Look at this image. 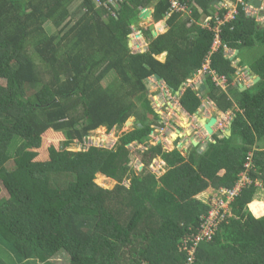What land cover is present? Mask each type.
<instances>
[{"label":"trees","instance_id":"obj_1","mask_svg":"<svg viewBox=\"0 0 264 264\" xmlns=\"http://www.w3.org/2000/svg\"><path fill=\"white\" fill-rule=\"evenodd\" d=\"M99 1L107 7L97 0H0V184L9 197L0 205V264H54L55 257L65 264H185V241L198 235L212 209L198 197L209 189L232 190L243 173L252 184L218 216L215 236L198 246L195 264H264V217L249 209L253 203L255 212L264 208L255 203H264V188L257 186L264 187V151L256 148L264 140V25L249 18L237 0H176L193 23L184 20L185 12L174 11L171 0H121L119 10ZM194 4L212 27L214 15L224 20L231 11L228 4L236 10L218 36L237 55L229 60L220 49L210 57L217 77L231 83L233 63L244 66V54L255 52L246 65L260 80L234 96L249 118L236 113L232 123V138L242 144L232 146V138H224L203 152L193 149L188 158L162 145L150 147L141 154L143 165L160 158L166 173L138 174L129 168V148L145 145L160 121L145 98L148 81L159 76L174 95L180 93L215 38L197 25L201 15ZM150 8L154 23L169 16L168 29L157 37L142 29L147 49L135 53L128 46L132 25ZM156 53H165L166 62L157 61ZM111 75L115 80L104 87ZM211 78L206 75L203 97L191 89L181 96L189 115L198 112L203 98L223 113L233 107ZM133 118L135 129L112 150H99L86 161H39L48 132L66 136L68 149L100 129H122ZM98 175L116 186H98ZM41 183L57 194L54 201Z\"/></svg>","mask_w":264,"mask_h":264},{"label":"rangeland","instance_id":"obj_2","mask_svg":"<svg viewBox=\"0 0 264 264\" xmlns=\"http://www.w3.org/2000/svg\"><path fill=\"white\" fill-rule=\"evenodd\" d=\"M218 6L219 7L221 6L220 8L224 7L223 5H218ZM77 7H79V1L75 2L74 4L71 5V7H70L71 12L75 11L77 9ZM150 10H152V8H150ZM247 10L254 13L256 17L257 16H264V6H262V8L255 9V10H253L249 7ZM152 22H153V20H152ZM146 27L147 26L145 23H141L138 27H136V29L130 35V37H131L130 41L132 43H134V41H137V39H138L137 34L142 32L141 30L146 28ZM47 29L50 33L55 31V29L51 26H48ZM157 30H159V29H157ZM160 31H161V29H160ZM145 44L146 43L144 41L143 45H145ZM146 46H147V44H146ZM130 49L133 50L135 53L139 52V48L135 45H133ZM141 50H143V49H141ZM254 55H255V52H252L251 54H244V57H242L241 59L245 60V62H246L245 65H246V64L252 62ZM237 74H238V76H242V73L240 70L237 71ZM114 80H115L114 75L109 76V78L103 83L104 87H107L108 85L113 83ZM148 82H149L148 86H150L151 89H150V91H147V93H146L147 95L145 98H148L151 101L153 109L158 114H160L159 115L160 118L163 117V119H165L168 116H170L168 128L171 131H174L173 134H176V130L178 129L177 128L178 126H182L181 129H183V130L190 129L191 131L188 134H189V136H191V138L192 137L194 138V136H196L198 133L197 123L192 121V122H190V125L189 124H184V125L181 124L183 118L185 117V112L181 109V106L179 103V99L181 96L176 97L175 95H173L171 93H167L165 85L158 82V80H156L154 78H151ZM200 85H201L200 83L199 84H194V83L192 84L191 83V84H188L187 86H188V88H191L192 91H196V90L201 88ZM183 91L185 92L186 88ZM183 93L181 92V95ZM130 94L131 95L134 94V91L131 92ZM169 95L172 96V99H173L172 101H167V96H169ZM155 97L158 98V101L160 102L161 105H164V103H167V104H170L172 106V107H170V106L166 105L167 109L169 111H172L170 113L167 112V110H165V108L162 109V112L164 113V115L166 117L162 116L161 109L158 108L156 101H155ZM203 110H204L203 107H201V109H199L200 114L201 115L207 114V112L203 111ZM209 120H212V119H209ZM135 121H137V120L132 119V120L128 121L129 125L127 123L124 126V128L113 130L110 134L107 132L106 129H100L98 131L92 132L90 135V138L88 140L87 139L85 140V143L75 142L68 149H64V144L68 140V138L66 136L64 137V135H62V134H58V133H54V132H48L47 134H45L43 136L42 149L39 151V161H41V162H43V161L44 162H52V161L68 160V159H76V160H80V161H86L93 154L97 153V151H99V150L101 151L104 149H106V150L107 149L108 150L114 149V147L116 146V143L119 141V139L122 135L130 133L132 130L135 129V127L133 126L134 123L136 125ZM160 123H161V121H160ZM160 123L158 122L157 125L152 126V132L149 135L148 142L145 145L138 146L136 144H133L132 147L129 148L131 150V162L129 164L130 170H132L138 174L147 170L149 173L154 174L157 178L162 177L166 173V164H162V160L160 158H158L156 161H153L152 164H150V166L148 168H146L141 161V159H142L141 154H144L142 152L148 150L150 147H156L159 143H163V145H164L163 150H166V151L168 150V148H170L169 151H172L173 149H177L179 144H181V147L183 145H185L187 149H189V150L192 149L191 144H190L191 138H185L184 141H181V142L178 141V143H173L171 146L170 144L172 143V141H168V140H169V138L173 139V138H171L173 135L168 136V134H167L168 132L171 134V131H169V130L168 131H161L164 134H159V135H158V132L160 130H158V132H155L157 129H161L163 124H160ZM173 125H176V127L174 128ZM166 141H168L169 144H166ZM237 143L242 144L241 140H237ZM203 146H205V145L203 144ZM256 148H257V146H256ZM181 151L183 152V150H181ZM7 167L9 169V171H13V169H14V166L12 165V163H9V165ZM96 184L98 186L106 189V190H112L116 186V183L113 180L108 179L106 177H103L101 175L97 176ZM257 186H259V188H261V187L264 188L263 184H261V183H258ZM40 189L43 193H45L50 198L51 201L55 200L57 194L48 190L47 183H41ZM261 194L263 195L264 192H262ZM219 195H220V193L212 194L211 195L212 199H211L210 196H208L206 194L205 196L204 195L199 196L198 199L200 201H202L204 204L208 205L211 209L212 201L215 200ZM8 198L9 197H8L6 191L3 189V187L0 184V205H2L5 201H7ZM210 211H209V213H210ZM257 218H259L258 215H257ZM52 262L54 264H65V262L63 260H59V257H55L52 260Z\"/></svg>","mask_w":264,"mask_h":264},{"label":"built area","instance_id":"obj_3","mask_svg":"<svg viewBox=\"0 0 264 264\" xmlns=\"http://www.w3.org/2000/svg\"><path fill=\"white\" fill-rule=\"evenodd\" d=\"M120 2H121V0H107V3H110L109 5L113 6L114 9H116V10L120 9V7H119L121 4ZM96 3L98 5H104L107 7L106 3L103 4L99 0H97ZM171 3H172V6H173L175 12H185L186 13L185 8L181 5H179L176 2V0H171ZM238 3L245 6L244 11L246 12V15L249 18L256 19L260 24L264 25V16H257L256 17L254 13L247 10L249 7L251 9L255 10L254 7L250 6L249 4L245 5L244 0H238ZM228 5L232 6V7H230L231 11L225 15L224 20H220L218 18V15H214V19H215V23H216V25H214V27L211 26L212 20L210 17L206 18V20H205L204 29H207V30L213 32L215 34V38H214V41L211 45L209 55L206 57V60H205L204 64L202 65L201 70L198 71V73L196 74V75H198V76H196V78H198V79H200V76L212 75L213 76V82L222 91H226L228 89L229 82L224 77H217L215 75V72L211 70L210 57L213 54L217 53L220 49H223L225 56H227V57L232 56V51H230L229 49L224 48V46H222L221 40L218 36V34L220 32L219 27L223 26L225 23H227L229 21H232L234 19V16L236 15V10H235L234 5H231V4H228ZM237 71H239V70H237ZM241 73H242V76H238L237 73L235 74V76L237 78H243L244 74L242 71H241ZM169 99L173 100L171 95H169ZM221 124L222 123L216 124L217 127H215V130H217L218 132L222 131V133H223L225 130ZM218 132H215V133L218 134ZM249 161H251V157L249 158ZM250 167H251V164L248 165V168H250ZM251 184H252V182L249 179L248 174L243 173V174H241L239 181L237 182V184L235 185V187L232 190L225 189V190L219 192L220 195L215 200H213L211 203L212 209L210 211V218L208 219V222H206L204 224L203 229L198 233V235L194 239L189 240V241H185L184 251H186L188 253L187 260H186L185 264H195L196 263V255L198 253V249H197L198 246H200V244L203 243L204 240L211 242V240L213 239V236H215V233H216L215 231L219 226L218 216L221 215V212H229L230 211V205L233 202H235V200L237 199L240 192L243 189H245L248 185H251ZM190 241H192L193 243L189 247Z\"/></svg>","mask_w":264,"mask_h":264},{"label":"crops","instance_id":"obj_4","mask_svg":"<svg viewBox=\"0 0 264 264\" xmlns=\"http://www.w3.org/2000/svg\"><path fill=\"white\" fill-rule=\"evenodd\" d=\"M260 1H262V6H264V0H260ZM194 7H196V9L198 10V13L201 15L200 17H201V19H200V23H197V25H199L200 27H202L203 29H204V23H205V20H206V18H208V17H204L203 16V14L201 13V10L200 9H198V7L194 4ZM184 20L185 21H190L191 23H193V22H195V20L193 19V18H191V14L187 11L186 13H185V15H184ZM165 21V25H163V26H161V31L160 30H153V31H151V34H153V32L154 31H156V33H158V34H160V33H163V32H165L167 29H168V26H167V18L165 17L164 18V20H162L161 22H164ZM161 22H159L158 24H156V26L157 25H160V23ZM145 24H146V26L148 25L146 22H144ZM158 34L156 35V36H153V37H157L158 36ZM137 36H138V39H137V41H134V43H132V46L133 45H135V46H137L138 48H139V51H141L140 50V47H142V45H143V42L145 41V43L147 44V42H146V39H145V37H144V35L141 33V34H137ZM143 40V41H142ZM139 43V44H138ZM146 44H145V50L144 51H146V49H147V46H146ZM237 55V53L236 52H233V54H232V56H231V59L230 60H233L234 58H235V56ZM153 57L157 60V61H159V62H161V63H165L166 61V59H167V56H166V54L165 53H156V54H154L153 55ZM206 60V59H205ZM205 60H204V62H205ZM237 63H238V61H236L234 64H233V67L234 68H236V73H237V70H240V71H242L243 72V74H244V76H243V78H237L236 76H234L233 77V80H232V82L230 83L229 82V86H228V89L226 90V91H222V92H225V93H227L228 94V96H229V98H231L230 100H231V102H232V104H233V107L227 112V113H223V112H221L219 109H218V107L212 102V101H210V100H208L207 101V99L206 100H204L203 101V106H204V108L207 110V114L205 115V117H207V119H217V123L216 124H218V123H222L221 125L223 126V128H224V132L222 133V131H217V130H215V127H217V125H215L214 127H213V129H214V132H218V134L216 135L215 133V136L213 137H211V138H214L212 141L214 142L213 144H215V143H217L218 141L219 142H222V140L224 139V138H226V139H229V138H232V132H231V127H232V123H233V121H234V119H235V114L236 113H240V114H243V116H244V118L248 121L249 120V118L247 117V111L245 110V111H240L239 110V108H238V104L234 101V100H237V99H235V97L234 96H236V90H239V92H245V91H247V90H249L252 86H253V81H254V78H256V76H254V77H251L250 75V72L249 71H251V69L250 68H248L247 67V65H244V66H239V65H237ZM204 64V63H203ZM239 66V67H238ZM242 69V70H241ZM212 70V69H211ZM213 71V70H212ZM252 72V71H251ZM253 73V72H252ZM254 74V73H253ZM216 75V74H215ZM255 75V74H254ZM196 76H198V75H196ZM196 76L195 77H193L192 78V80H190V81H188V84L190 83H194V84H201L200 86L202 87L203 85L205 86V78H206V76L204 75V76H200V79H198V78H196ZM210 77H212L211 79H213V76L212 75H209ZM198 81V82H197ZM150 89H151V87H150ZM201 89V88H200ZM245 89V90H244ZM183 90H185V89H183ZM182 90V93L184 92ZM199 90V89H198ZM205 90H206V86H205ZM205 90H204V92H205ZM148 91H150V90H148ZM197 91V90H196ZM196 91H194V92H196ZM203 93V92H202ZM199 94H201V93H199ZM233 99V100H232ZM156 104H157V106H158V108H160L161 109V114L164 116V117H166L165 115H164V113L162 112V109H164L165 108V110H167V112H172V111H169L168 109H167V107H164L163 105H161L160 104V102L158 101V99L156 100ZM167 104V103H166ZM167 106H170V107H172L170 104H167ZM133 119H135V118H133ZM132 120V119H131ZM193 120H194V122H196L197 124H198V121H197V118L195 117V118H193ZM169 121H170V116H168L167 118H165L164 119V123H165V125H167V124H169ZM225 125V126H224ZM134 127H135V123H134V125H133ZM220 127V126H219ZM218 127V128H219ZM181 128H182V126L179 128L180 129V132H186V130H183V131H181ZM196 128V127H195ZM178 129V130H179ZM217 129V128H216ZM158 130H162V129H157L155 132H158ZM133 131V130H132ZM174 137V136H173ZM177 139H179V137H177ZM216 139V140H215ZM195 140H198L199 141V145H205V147H201V149L202 148H206L207 146H206V143H208V142H210V140H209V138L205 135V133L202 131V130H200L199 129V132L197 133V135H196V138H195ZM231 143H232V146H240V144L239 143H237V139H234L233 140V138L231 139ZM171 146H172V144H170ZM200 148V147H199ZM185 149L187 150V148H186V146H185ZM257 149H259V151H264V140L263 141H261L260 143H258L257 144ZM170 150V148H168V151ZM185 151V150H184ZM187 152H185V154H186ZM185 154L183 155V157L185 156ZM44 162V161H43ZM212 195V190H208L207 192H205V193H203V194H201L200 196H205V195ZM202 202V201H201ZM256 204H259V205H262L263 207H264V203H260V202H255ZM254 204V203H253ZM252 204V205H253ZM252 205H250V211L253 213V215L257 218V215L259 216V218H262V217H264V208H259L258 207V210H257V213L251 208V206Z\"/></svg>","mask_w":264,"mask_h":264},{"label":"flooded vegetation","instance_id":"obj_5","mask_svg":"<svg viewBox=\"0 0 264 264\" xmlns=\"http://www.w3.org/2000/svg\"><path fill=\"white\" fill-rule=\"evenodd\" d=\"M166 87V86H165ZM217 88H219V87H217ZM182 90H183V87H182V89H181V92H182ZM221 90V89H220ZM166 92L167 93H171V94H173L174 95V93L172 92V91H170L167 87H166ZM181 92L180 93H177L175 96L176 97H180V95H181ZM196 93H197V95L199 96V97H203V93H204V91H203V93H201V94H199V91H196ZM158 98L157 97H155V101L157 100ZM180 99H181V97H180ZM179 99V100H180ZM207 98H203L202 99V105H201V107H203V111H206L207 112V110L204 108V106H203V101L204 100H206ZM207 100H209V99H207ZM167 101H172V100H170L169 99V96H167ZM171 103V102H170ZM180 103V102H179ZM172 104V103H171ZM166 103H164V107H166ZM181 106V105H180ZM201 107L199 108V109H201ZM181 109L185 112V117L183 118V120H182V125H184V124H189L190 125V122H192V121H194L193 120V118H197V121H198V127H197V131L199 132V129L200 130H202L204 133H205V135L209 138V140H210V142H208V143H206V146H208V144H210V143H212V135H209L208 133H207V131L205 130V128H204V126L201 124V120L202 119H207V117H205V115H201L200 114V112H199V110H198V112L195 114V115H189L182 107H181ZM155 111V110H154ZM156 112V111H155ZM157 113V112H156ZM158 114V113H157ZM160 114H158V116H159ZM163 116V115H162ZM159 118H160V116H159ZM209 120V119H208ZM160 121H161V123H160ZM160 121H159V123L160 124H163L162 125V129H163V131H171L168 127H169V124H167V125H165V123H164V119H163V117L162 118H160ZM174 126V128L176 127V125H173ZM167 129H166V128ZM181 126H178L177 128L179 129ZM192 127V126H191ZM176 130V134H173V132L174 131H171V134L168 132L167 134H168V136H170V135H173L171 138H173V139H170L169 138V140L168 141H172V143L171 144H173V143H178V141H184V139L185 138H191V136H189V132L191 131L190 129H187L186 130V132H180V129L179 130ZM213 129V128H212ZM181 131H183V129H181ZM167 136V137H168ZM177 137H179V139H177ZM195 138H196V136H194V138L192 137L191 139H190V144H191V147H192V149L191 150H189V149H185V145H183L182 147H181V144H179L178 145V148L177 149H173V150H177V151H179L180 153H182V155H184L185 154V152H187L186 153V155L184 156V157H189L190 156V154H191V152L193 151V149H195V148H197L198 147V145L200 144L199 143V141L198 140H195ZM168 141H166V144H169L168 143ZM194 143L196 144V146L194 145ZM183 150V152L181 151V150ZM185 150V151H184Z\"/></svg>","mask_w":264,"mask_h":264},{"label":"water","instance_id":"obj_6","mask_svg":"<svg viewBox=\"0 0 264 264\" xmlns=\"http://www.w3.org/2000/svg\"><path fill=\"white\" fill-rule=\"evenodd\" d=\"M218 2H215V4H217ZM214 5V4H212ZM249 5L254 7L255 9H259V8H262V1L260 0H250L249 2ZM152 10L150 9H142L140 14L138 15V19L137 21L132 25L133 28L135 29L136 27H138L141 23H144L146 22L149 26V29L150 30H157L161 28V26L165 25V21L164 22H161L160 25H155L153 22H152ZM168 18V17H166ZM157 33L156 31L153 32L152 36H156ZM128 46L131 47L132 46V43L129 41L128 43ZM237 53V52H236ZM250 72V76L251 77H254L255 75L251 72ZM157 80L160 79L159 76H156L155 77ZM259 78L256 77L254 78V81H253V85H255L257 82H259ZM147 89L150 90V86H147ZM205 90V86L203 85L199 91V93H202L203 91ZM245 90V89H244ZM201 124L204 126L205 130L207 131V133L209 135H213V127L215 126V124L217 123V119H212V120H208V119H202L201 121ZM194 145L196 146V144L194 143Z\"/></svg>","mask_w":264,"mask_h":264},{"label":"clouds","instance_id":"obj_7","mask_svg":"<svg viewBox=\"0 0 264 264\" xmlns=\"http://www.w3.org/2000/svg\"><path fill=\"white\" fill-rule=\"evenodd\" d=\"M248 4H249V3H248ZM166 17H169V16H166ZM167 19H168V18H167ZM163 20H164V19H163ZM160 22H161V21H160ZM153 23H154V21H153ZM158 23H159V22H158ZM158 23H154V24L156 25V24H158ZM262 25H263V24H262ZM142 26H143V25H142ZM147 27L149 28L148 25H147ZM201 28H202V27H201ZM135 29H136V28H135ZM135 29L133 28V29H132V32H133ZM202 29H203V28H202ZM151 31H152V30H151ZM141 33H142V32H140L139 34H141ZM157 34H158V33H157ZM160 34H161V33H160ZM130 40H131V37H130ZM130 42H131V41H130ZM131 43H132V42H131ZM131 47H132V46H131ZM131 47H130V48H131ZM141 49H143V50H141ZM140 50H141V51H139L140 53L145 52V51H144V50H145V45H142V47H140ZM232 54H233V52H232ZM224 55H225V54H224ZM225 57H227V56H225ZM227 58H228L229 60L231 59V57H227ZM233 64H234V63H233ZM201 68H202V67H201ZM200 70H201V69H200ZM200 70H199V71H200ZM195 76H196V75H195ZM195 76H194V77H195ZM154 79H156V78H154ZM156 80H157V79H156ZM187 85H188V82H187V84H185V85L183 86V89H185V88H186V90H187V89H191V88H188ZM184 87H185V88H184ZM197 91H200V89L197 90ZM182 95H183V94H182ZM182 95H180V96H182ZM179 102H180V100H179ZM161 129H162V127H161ZM161 131H163V129H162ZM161 131L158 132V135H159V134H164V133H162ZM213 132H214V129H213ZM214 133H215V132H214ZM214 133H213L214 136H215V134L217 135V133H215V134H214ZM213 135H212V136H213ZM214 136H213V137H214ZM213 139H214V138H212V140H213ZM212 143H214V142L212 141ZM158 145H162L163 148H164L163 143H159ZM158 145H157V146H158ZM199 147H200V148H199ZM201 147H205V146H203V145H198L197 148H199V151H201V152H203V151L207 148V147H206L205 149H204V148L201 149ZM165 151H166V150H165ZM174 151H175V150H172V151H168V150H167L166 152L171 153V152H174ZM250 157H251V156H250ZM157 159H158V158H157ZM157 159H156V160H157ZM156 160H154V161H156ZM251 161H252V159H251ZM162 164H165V162L162 161ZM209 196H210V198L212 199V196H211V195H209Z\"/></svg>","mask_w":264,"mask_h":264},{"label":"bare ground","instance_id":"obj_8","mask_svg":"<svg viewBox=\"0 0 264 264\" xmlns=\"http://www.w3.org/2000/svg\"><path fill=\"white\" fill-rule=\"evenodd\" d=\"M128 125H129V123H128ZM213 133H214V132H213ZM256 210H258V208H257ZM256 213H257V211H256Z\"/></svg>","mask_w":264,"mask_h":264}]
</instances>
